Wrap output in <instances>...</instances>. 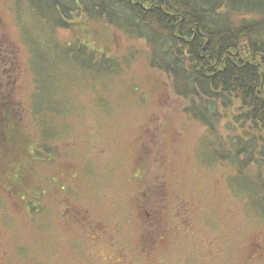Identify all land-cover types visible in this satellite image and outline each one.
Returning a JSON list of instances; mask_svg holds the SVG:
<instances>
[{
    "label": "rangeland",
    "instance_id": "1",
    "mask_svg": "<svg viewBox=\"0 0 264 264\" xmlns=\"http://www.w3.org/2000/svg\"><path fill=\"white\" fill-rule=\"evenodd\" d=\"M15 3L0 0V91L31 139L35 83ZM81 20L55 29V40L102 45L121 70L108 85L89 76L66 85L75 113L49 161L0 157V264H264V157L239 172L237 138L224 143L223 123L221 141L183 111L167 75L150 67L145 38ZM226 151L228 161L218 158ZM157 201L160 232L150 219Z\"/></svg>",
    "mask_w": 264,
    "mask_h": 264
},
{
    "label": "trees",
    "instance_id": "2",
    "mask_svg": "<svg viewBox=\"0 0 264 264\" xmlns=\"http://www.w3.org/2000/svg\"><path fill=\"white\" fill-rule=\"evenodd\" d=\"M15 4L21 38L31 54L35 85L29 106L36 137L30 139L15 127L16 112L13 121L7 113L8 90L0 91V157L7 160L25 152L49 161L52 142L67 135L65 115L75 113L66 85L85 76L108 85V78L120 72L121 59L107 55L102 45L93 48L85 42L55 40V29L83 24L82 18L105 21L132 38H145L150 67L167 75L172 90L185 101L183 111L207 125L212 134L223 123L225 139L219 130L217 134L224 143L231 135L237 138L239 172L264 157V0H16ZM21 5L27 10L26 20ZM122 60L129 65L130 60ZM228 152L218 158L228 161ZM253 183L251 197H256Z\"/></svg>",
    "mask_w": 264,
    "mask_h": 264
},
{
    "label": "flooded vegetation",
    "instance_id": "3",
    "mask_svg": "<svg viewBox=\"0 0 264 264\" xmlns=\"http://www.w3.org/2000/svg\"><path fill=\"white\" fill-rule=\"evenodd\" d=\"M160 205H161V203L159 201H157V203L155 204L154 212H153V214L151 215V218H150L151 221H152L153 226L155 227V232H156V229L160 232V230H163L165 228L164 225H162L163 223H161V220H160V213H159V210H158V207H160ZM155 211L157 213H155Z\"/></svg>",
    "mask_w": 264,
    "mask_h": 264
}]
</instances>
